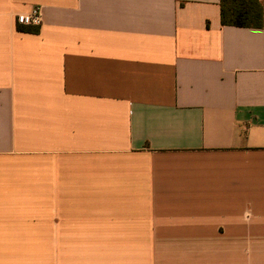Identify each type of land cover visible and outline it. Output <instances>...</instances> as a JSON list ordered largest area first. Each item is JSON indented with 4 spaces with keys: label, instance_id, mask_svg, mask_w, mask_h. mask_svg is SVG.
Segmentation results:
<instances>
[{
    "label": "crops",
    "instance_id": "crops-1",
    "mask_svg": "<svg viewBox=\"0 0 264 264\" xmlns=\"http://www.w3.org/2000/svg\"><path fill=\"white\" fill-rule=\"evenodd\" d=\"M0 264H264V27L0 0Z\"/></svg>",
    "mask_w": 264,
    "mask_h": 264
},
{
    "label": "trees",
    "instance_id": "trees-1",
    "mask_svg": "<svg viewBox=\"0 0 264 264\" xmlns=\"http://www.w3.org/2000/svg\"><path fill=\"white\" fill-rule=\"evenodd\" d=\"M223 26L261 29L264 7L260 0H220Z\"/></svg>",
    "mask_w": 264,
    "mask_h": 264
},
{
    "label": "built area",
    "instance_id": "built-area-1",
    "mask_svg": "<svg viewBox=\"0 0 264 264\" xmlns=\"http://www.w3.org/2000/svg\"><path fill=\"white\" fill-rule=\"evenodd\" d=\"M43 13L41 7H34L29 13L19 14L16 22L19 26L39 27L42 24Z\"/></svg>",
    "mask_w": 264,
    "mask_h": 264
}]
</instances>
